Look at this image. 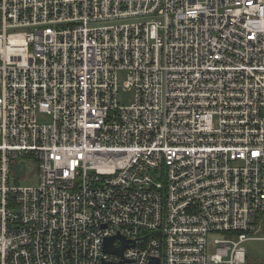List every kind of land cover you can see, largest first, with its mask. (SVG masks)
<instances>
[{
  "label": "built area",
  "instance_id": "built-area-1",
  "mask_svg": "<svg viewBox=\"0 0 264 264\" xmlns=\"http://www.w3.org/2000/svg\"><path fill=\"white\" fill-rule=\"evenodd\" d=\"M248 241L264 0H0V264H247Z\"/></svg>",
  "mask_w": 264,
  "mask_h": 264
},
{
  "label": "rangeland",
  "instance_id": "rangeland-1",
  "mask_svg": "<svg viewBox=\"0 0 264 264\" xmlns=\"http://www.w3.org/2000/svg\"><path fill=\"white\" fill-rule=\"evenodd\" d=\"M125 80V74L121 73L119 74L118 78V93H117V102L119 105H127L130 104L133 101V92L124 90L122 88V82ZM30 177H32L31 181L21 182L23 185H30L33 182V179L36 178L34 170H32ZM244 248L247 255V264H253L255 260L258 258L263 257L264 253V242L263 241H248L244 243Z\"/></svg>",
  "mask_w": 264,
  "mask_h": 264
},
{
  "label": "water",
  "instance_id": "water-1",
  "mask_svg": "<svg viewBox=\"0 0 264 264\" xmlns=\"http://www.w3.org/2000/svg\"><path fill=\"white\" fill-rule=\"evenodd\" d=\"M21 165H22V167H24V163H22ZM16 170L20 176L23 174V170H19V166H16ZM114 238H120V237L116 236V237L105 240L104 250L106 252H109V253H114V254L120 255L123 248L126 246V243L123 241V247L114 248L112 246V242H113Z\"/></svg>",
  "mask_w": 264,
  "mask_h": 264
}]
</instances>
